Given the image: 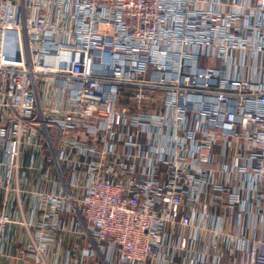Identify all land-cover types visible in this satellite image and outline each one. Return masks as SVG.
I'll use <instances>...</instances> for the list:
<instances>
[{
	"label": "built area",
	"instance_id": "built-area-1",
	"mask_svg": "<svg viewBox=\"0 0 264 264\" xmlns=\"http://www.w3.org/2000/svg\"><path fill=\"white\" fill-rule=\"evenodd\" d=\"M33 143L60 178L44 227L77 210L87 239L62 264H219L196 252L226 221L211 195L261 217L227 240L264 264V0H0L7 182Z\"/></svg>",
	"mask_w": 264,
	"mask_h": 264
},
{
	"label": "crops",
	"instance_id": "crops-1",
	"mask_svg": "<svg viewBox=\"0 0 264 264\" xmlns=\"http://www.w3.org/2000/svg\"><path fill=\"white\" fill-rule=\"evenodd\" d=\"M48 156L49 150L46 148L34 143L27 144L20 156L18 173L7 182V170L2 162L0 147V264H34L36 255L30 248L42 241L43 234L52 238L46 242L43 253L49 264H62L68 255L76 258L79 250L86 245V237L76 232L72 223L80 222L77 210L58 212L61 221L58 230L44 227V223L49 221L46 216L55 210L43 209L44 197L54 196L60 189L58 170L47 162ZM203 199L209 204L211 213L217 211L226 221L217 239L210 242L206 238L197 242L196 252H210V258H220L219 264H252L253 244L248 241L243 245L239 240L230 243L227 236L236 237L241 230H251L249 235L253 236L255 231L250 228L260 226L261 217L252 219V216L247 215L245 226L241 228L237 225L236 216L230 218L223 208L213 205L215 196ZM185 213L189 215L191 212L186 209ZM168 230L174 239L181 232L179 225L169 226ZM185 257L186 253L179 251L176 262L180 263Z\"/></svg>",
	"mask_w": 264,
	"mask_h": 264
}]
</instances>
